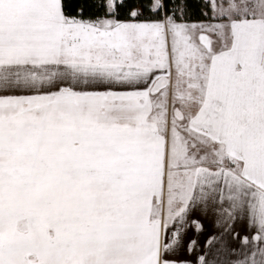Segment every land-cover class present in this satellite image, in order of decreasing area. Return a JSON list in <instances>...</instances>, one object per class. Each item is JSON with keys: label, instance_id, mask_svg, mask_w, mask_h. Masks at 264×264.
I'll use <instances>...</instances> for the list:
<instances>
[{"label": "snow or ice", "instance_id": "snow-or-ice-1", "mask_svg": "<svg viewBox=\"0 0 264 264\" xmlns=\"http://www.w3.org/2000/svg\"><path fill=\"white\" fill-rule=\"evenodd\" d=\"M189 7L0 0V264H264V0Z\"/></svg>", "mask_w": 264, "mask_h": 264}, {"label": "rangeland", "instance_id": "rangeland-1", "mask_svg": "<svg viewBox=\"0 0 264 264\" xmlns=\"http://www.w3.org/2000/svg\"><path fill=\"white\" fill-rule=\"evenodd\" d=\"M203 219L207 221V224L211 225V223H212L214 225L215 216L212 213L208 214L207 216H203ZM238 226H239V228H237V231L240 232L241 236L246 235V234H249L246 227H244L243 225H240V224H238ZM221 231H222V229H218L216 227H215V229L212 228V230L211 229H208V228L205 230V232L208 233V234H210L211 236L218 235ZM225 239L228 241V244H229V246L231 248L239 249L235 245L236 243L239 244V245H241L240 244V241L238 239L237 240H233V239L230 240L229 236L225 237ZM232 243H235V244H232ZM201 250H205V247H203V249L201 248ZM216 250H217V248H213V252H211V254H209V257H210L209 259L217 258L216 255H215L216 254ZM222 256L223 255L219 256L218 259L223 260Z\"/></svg>", "mask_w": 264, "mask_h": 264}, {"label": "crops", "instance_id": "crops-1", "mask_svg": "<svg viewBox=\"0 0 264 264\" xmlns=\"http://www.w3.org/2000/svg\"><path fill=\"white\" fill-rule=\"evenodd\" d=\"M209 214H210V213H209ZM196 215L199 216V213H197ZM199 218L201 219L202 223L204 224V231H203V233H201V234L199 235V237H198V247L200 248L199 250H200L201 252H203V251H205L206 249H205V250H201V248L203 249V247H205L206 240L208 239V237L211 236L210 234L206 233L205 230H206L207 228L212 230V228L215 229V227H214V225L211 223L212 221L210 222L211 225H209V224H207V221L203 219V216H200ZM237 228H239L238 225H237ZM190 235H191V233H190ZM229 238H230V240L232 239L230 235H229ZM232 244H235V243H232ZM235 245H236L238 248L241 247V245H239V244H237V243H236ZM219 247H220V245H219L218 243H215V242H214L212 245L208 246L207 251L209 252V254H211V252H213V248H219ZM208 258H210V257L208 256ZM222 258H223V260H221V261H224V260L229 259L230 257H228V256L226 257L225 255H223Z\"/></svg>", "mask_w": 264, "mask_h": 264}, {"label": "trees", "instance_id": "trees-1", "mask_svg": "<svg viewBox=\"0 0 264 264\" xmlns=\"http://www.w3.org/2000/svg\"><path fill=\"white\" fill-rule=\"evenodd\" d=\"M198 4L199 0H189V15L191 16V19L195 20L197 19L199 13H198Z\"/></svg>", "mask_w": 264, "mask_h": 264}]
</instances>
